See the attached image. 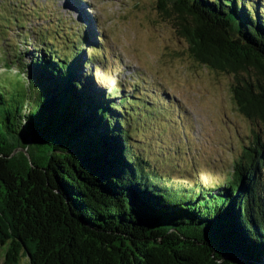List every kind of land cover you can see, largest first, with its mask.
I'll use <instances>...</instances> for the list:
<instances>
[{"label":"trees","instance_id":"trees-1","mask_svg":"<svg viewBox=\"0 0 264 264\" xmlns=\"http://www.w3.org/2000/svg\"><path fill=\"white\" fill-rule=\"evenodd\" d=\"M16 4L0 20L5 23L0 26V155L27 148L34 165L46 171L49 186L21 154L0 158L8 164L0 166V264H19L24 257L29 264H203L190 238L210 241L221 255L264 264L260 135L254 132V147L243 146L231 174L212 186L162 176L155 170L174 166L171 153L155 142L170 129L166 112H149L150 103L137 94L116 88L105 93L97 86L89 71L98 66L92 55L100 51L99 36L91 27L73 29V23L58 18L46 23L51 17L43 15L45 23L28 27ZM171 5L193 58L231 74L238 111L264 125V5L257 0H173ZM11 24L16 29L7 38ZM155 121L159 138H154ZM176 155L185 162L183 154ZM50 188L66 198L75 219L104 228L102 236L116 250L104 249L92 236L101 235L75 220V231L66 237L64 224L71 218ZM171 229L176 232L165 238V248L151 242Z\"/></svg>","mask_w":264,"mask_h":264},{"label":"rangeland","instance_id":"rangeland-1","mask_svg":"<svg viewBox=\"0 0 264 264\" xmlns=\"http://www.w3.org/2000/svg\"><path fill=\"white\" fill-rule=\"evenodd\" d=\"M172 1L0 0V20L6 8L19 3L14 10L20 11L28 27L45 23L39 15L51 17L46 23L58 18L73 23V29L91 27L99 36L100 51L92 55L98 66L92 65L89 71L97 86L105 93L116 88L137 94L150 103L149 112H166L170 129L165 128L166 138L155 142L163 152L171 153L174 166L168 162L171 166L157 170L151 160L152 169L176 183L200 181L212 186L231 174L232 162L243 146L254 147V132L264 142V125L238 111L231 74L202 64L190 54ZM257 1L264 5V0ZM9 28L7 38L13 37L16 26ZM154 125V138H159V121ZM135 137L140 145L142 136ZM176 152L185 156V162L178 160ZM19 264H28L27 258Z\"/></svg>","mask_w":264,"mask_h":264},{"label":"water","instance_id":"water-1","mask_svg":"<svg viewBox=\"0 0 264 264\" xmlns=\"http://www.w3.org/2000/svg\"><path fill=\"white\" fill-rule=\"evenodd\" d=\"M172 10H173V8H172ZM17 154H21V156L24 158V160L27 163L30 170H37L38 173H40V175L43 178L45 176L44 185L46 187H48L49 181H48V178L46 176L47 175L46 171L44 169L36 167L34 165V163L32 161V154L27 150V148H16L8 156L0 155V158L4 159V160H10L11 158L16 156ZM0 166H2L5 169L8 166V164L5 163V165H4V163L2 162L0 164ZM9 172L10 171L7 170L6 176H8V177H10ZM13 172L11 174H14ZM20 176L21 175H18L15 178L20 179L21 183L26 182L25 184H28V181L25 180V178L20 177ZM50 190L52 191L53 195H56L57 197L60 196L61 200L63 201V203L66 207L67 214L71 218V219H67L69 221L68 224L67 223L64 224L65 228L67 229L66 237H68L70 234H72V232L75 231V228H74L73 224L71 223V220L72 221L75 220L76 222H78L81 225V228L83 230L87 229L89 232H95L96 234L101 235V236H95L92 234L93 237H96V239L99 240V243L101 244V246L104 249L108 248V249L112 250V248H114V251L116 250L115 243L108 236H106V237L102 236V234H104V235L107 234L104 228L95 227L93 225H90L82 219H75L73 213L70 210V207H69V204H68L66 198H64L57 189L50 188ZM88 231L86 233H89ZM174 232H176L175 229H171V230L167 231V233H165V235H157V236L151 238V242L153 244L157 245L159 248H165L167 246L165 238L168 235H172ZM108 234H111V233L109 232ZM179 237L183 240L187 239L182 235H179ZM188 241L191 242L192 245L194 246L199 258L201 259V257H202L201 261L203 264H261L260 262L256 261L255 259H253L251 257L236 258V257H232L230 255H221L219 253L218 248L213 243H211L210 241H208L206 239L190 238V239H188ZM24 258H27V257H24ZM27 260H28V258H27ZM28 264H29V262H28Z\"/></svg>","mask_w":264,"mask_h":264}]
</instances>
